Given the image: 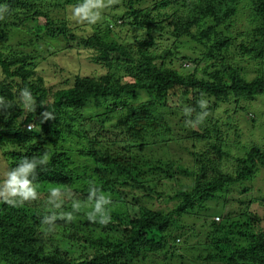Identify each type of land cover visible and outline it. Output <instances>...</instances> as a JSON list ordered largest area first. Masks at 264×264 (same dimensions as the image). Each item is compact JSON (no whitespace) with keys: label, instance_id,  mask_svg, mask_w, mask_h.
I'll return each instance as SVG.
<instances>
[{"label":"trees","instance_id":"obj_1","mask_svg":"<svg viewBox=\"0 0 264 264\" xmlns=\"http://www.w3.org/2000/svg\"><path fill=\"white\" fill-rule=\"evenodd\" d=\"M79 2L0 0L3 166L48 158L37 200L0 201V264H264V108L251 103L264 100V0H117V16L77 36L60 14ZM119 26L132 34L116 35ZM44 37L72 43L86 54L79 70L94 73L47 87L32 50ZM24 88L34 113L18 104ZM252 106L260 131L230 156L213 114L224 107L248 122ZM46 110L55 119L41 122ZM90 185L111 200L106 225L88 220ZM51 187L65 191L59 210L47 204ZM53 211L73 219L46 232ZM188 215L207 231L190 258Z\"/></svg>","mask_w":264,"mask_h":264},{"label":"rangeland","instance_id":"obj_2","mask_svg":"<svg viewBox=\"0 0 264 264\" xmlns=\"http://www.w3.org/2000/svg\"><path fill=\"white\" fill-rule=\"evenodd\" d=\"M115 1L117 0H106V3L108 4V7L102 10L104 14H102L101 20H107L110 21L113 18L111 16L118 15V10L113 8V5H115ZM121 2V1H120ZM119 2V3H120ZM72 6L68 7L71 8ZM61 17H66V19H69L70 26L74 29V33L77 36H83L91 33L94 30V26H88L85 24H78L75 23L71 17H70V10L68 9L66 12H62L60 14ZM100 22V21H99ZM99 22L96 25H99ZM120 20L118 21L119 24ZM111 25V24H110ZM126 27H118L117 31H113L114 33H117L116 35L123 38L125 35H130L132 32L126 31ZM121 31V33H120ZM112 32V33H113ZM113 33V34H114ZM19 36L21 40L25 37L24 33L21 31L19 32ZM24 40H28L27 37L24 38ZM72 45V43L70 44ZM62 37L57 38H51V37H44L43 41H40L36 44H32V50H34L33 56L36 67V75L39 77H42L44 79L45 85L47 87H64V86H70L71 85V79L72 77L77 74L79 71H82L83 73H94L95 70H89V69H82L81 66L78 64L79 62H85V53H79L75 47H71ZM21 48V47H18ZM25 47H22L24 49ZM20 50V51H21ZM25 53H32V51H26ZM252 105H260L264 108V100L263 99H257L256 102H251ZM251 111L246 113V119H248V122H243L242 118L238 116H233V118H230L231 120H228V117L233 115L231 110H227L226 113H224V107L218 108L217 112H214L212 122L214 123L215 120H218V127L220 130H222V127H224V131H222V134H219V139L224 142L223 150L225 153L229 154L230 156L239 155L240 149L245 148L242 147V143L249 140L250 136L255 132V136L260 131V129L257 126L252 125L251 119H254L259 124L260 122V112L261 110L257 107L252 106ZM208 116L211 115V113L207 114ZM176 120V118H174ZM230 121V124L233 126V129L225 128L224 122L227 123ZM227 125V124H226ZM29 128V127H28ZM236 128L238 130V134H236ZM235 132V134H234ZM241 133V134H240ZM240 134V135H239ZM243 134V135H242ZM237 138L239 140L238 143ZM247 143V142H246ZM204 146V143H200L198 145V150H201ZM175 151H179V149H174ZM225 158H223V161ZM3 160L0 156V178L3 177V174L6 172V166H3ZM76 166H78V163H75ZM229 166L226 162L224 164L225 170ZM78 169H80L78 167ZM259 175H264V168L261 167L258 171ZM215 220L217 218L215 217ZM182 222L186 225L185 226V233L184 236L180 239L181 242H184V246L188 249L187 250V257L190 258L192 253H195L194 247L197 246L198 243H205L207 240L206 236V226L202 225L201 222L197 219V216L188 215L185 219H182ZM191 227V228H190ZM193 229L194 231H192ZM198 232L197 234L195 232ZM181 252V251H180ZM153 263V262H152Z\"/></svg>","mask_w":264,"mask_h":264},{"label":"clouds","instance_id":"obj_3","mask_svg":"<svg viewBox=\"0 0 264 264\" xmlns=\"http://www.w3.org/2000/svg\"><path fill=\"white\" fill-rule=\"evenodd\" d=\"M108 7L106 0H80L73 5L70 10L71 19L78 24L88 26L96 25L102 19V10ZM18 104L26 114L34 113L37 107L36 98L33 93L24 88L19 92ZM201 107H205V102H200ZM9 105H5L0 99V110H7ZM55 119L53 113L48 110L41 113V122L43 120ZM202 119V117H201ZM33 125L29 126L32 131ZM39 131V129H37ZM48 163L47 157L40 158H23L14 167L9 168L0 178V201L11 207H17L25 202L35 201L38 199V187L34 184L37 169ZM65 197V191L60 187H51L48 190L47 204L53 210L61 209ZM88 201L91 205V211L88 212L90 222L106 225L110 222L111 217L107 214V206L111 204L109 196L103 194L95 186H89ZM74 209H79L80 204L77 202L73 205ZM58 218L70 222L73 219L72 213H63L58 215L55 211L45 215L42 224L45 225L46 232H51Z\"/></svg>","mask_w":264,"mask_h":264}]
</instances>
